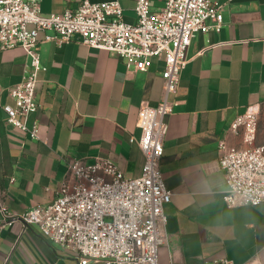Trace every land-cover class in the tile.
<instances>
[{
	"label": "crops",
	"instance_id": "0c3cea01",
	"mask_svg": "<svg viewBox=\"0 0 264 264\" xmlns=\"http://www.w3.org/2000/svg\"><path fill=\"white\" fill-rule=\"evenodd\" d=\"M81 1L41 0L40 10L58 14ZM214 1L222 7V27L195 35L169 96L173 105L159 170L171 198L164 205L168 243L157 250L158 264H264V201L227 208L218 164L220 140L242 146L241 135L229 130L231 122L264 105V0ZM119 2L123 20L134 22L135 0ZM36 51L45 70L37 75L39 108L26 122L37 126L33 140L9 124L3 110L14 105L7 90L29 73L30 59L21 47L0 50V201L17 215L49 204L73 160L109 159L124 177H137L144 162L138 110L155 107L163 94L162 59L153 57L146 71H135L107 51L77 40L43 41V33ZM263 132H257V144H264ZM0 264L78 261L36 226L4 224L0 216Z\"/></svg>",
	"mask_w": 264,
	"mask_h": 264
},
{
	"label": "built area",
	"instance_id": "2783aa9c",
	"mask_svg": "<svg viewBox=\"0 0 264 264\" xmlns=\"http://www.w3.org/2000/svg\"><path fill=\"white\" fill-rule=\"evenodd\" d=\"M40 1L0 0V50L21 47L30 59L29 73L7 90L14 101L12 107H3L9 124L38 138L37 126L28 128L26 122L39 108L37 75L45 70L36 51L41 33L43 41L63 45L77 40L107 51L135 71H146L153 57L162 59L163 94L155 107L138 110L137 145L144 162L137 177H124L109 159L73 160L49 204L17 215L0 201V216L4 224L36 226L49 243L72 253L78 264H158L157 250L168 243L164 205L171 198L159 170L165 118L173 105L169 96L176 92L195 35L220 31L222 7L214 0H161L157 7L153 0H135V21L128 23L119 0H82L76 9L58 14L43 13ZM257 125L258 111L247 109L229 126L231 133L241 135L242 146H230L224 139L218 143L227 208L264 201V144L256 143ZM205 264L231 263L213 259Z\"/></svg>",
	"mask_w": 264,
	"mask_h": 264
},
{
	"label": "rangeland",
	"instance_id": "374dc122",
	"mask_svg": "<svg viewBox=\"0 0 264 264\" xmlns=\"http://www.w3.org/2000/svg\"><path fill=\"white\" fill-rule=\"evenodd\" d=\"M264 130V105L262 106V109L260 112H258V125H257V132H259L260 129ZM264 133V132H263ZM264 135V134H263ZM264 138V136H263ZM264 141V140H263Z\"/></svg>",
	"mask_w": 264,
	"mask_h": 264
}]
</instances>
